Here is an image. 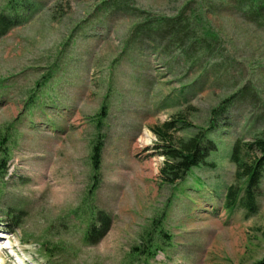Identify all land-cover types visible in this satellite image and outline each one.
I'll use <instances>...</instances> for the list:
<instances>
[{"label": "rangeland", "instance_id": "rangeland-1", "mask_svg": "<svg viewBox=\"0 0 264 264\" xmlns=\"http://www.w3.org/2000/svg\"><path fill=\"white\" fill-rule=\"evenodd\" d=\"M125 2L0 0V14L28 9L0 36L1 260L53 264L55 248L57 264H255L264 178L254 216L223 197L241 185L233 144L264 130V15L243 0ZM168 122L217 148L186 194L162 182L153 130ZM91 223L107 228L85 241Z\"/></svg>", "mask_w": 264, "mask_h": 264}, {"label": "trees", "instance_id": "trees-1", "mask_svg": "<svg viewBox=\"0 0 264 264\" xmlns=\"http://www.w3.org/2000/svg\"><path fill=\"white\" fill-rule=\"evenodd\" d=\"M125 1L117 0V5H125ZM243 1L248 2V11L255 15H264V0ZM13 4L15 3L13 2ZM242 4L244 3L242 2ZM10 10L9 15L0 14V36L26 21L21 12L28 9L23 4H18L16 8L10 7ZM181 122L177 121L176 123ZM176 123L168 122L161 128H155L153 132L160 140L158 147L166 156V162L161 171L162 182L171 184L182 193L184 192L182 185L193 169L200 168L202 165H209L210 169L215 168V163H209L208 160L217 148L213 142L205 143L206 138L202 134L187 141L175 140L170 133ZM1 144L4 145V143ZM102 150V145H96L94 148L92 160L95 174L100 173L101 170ZM230 161L236 166V181L241 182V185H232L228 188L224 199V208L230 215L241 209L246 211L247 216H254L259 210L258 199L261 196V183L264 178V130L254 139L253 143L235 142L232 146ZM4 162L0 160V179L3 176L1 172H5L6 169ZM197 187L201 189L205 185L199 183ZM20 226L21 223L16 224V228ZM95 227L94 224H90L86 233V241L92 239L98 232ZM106 228L104 223L101 230L99 229L101 236L105 233ZM57 255L59 254L55 248L47 250V257H51V261L58 262L60 258ZM255 264H264V258Z\"/></svg>", "mask_w": 264, "mask_h": 264}, {"label": "bare ground", "instance_id": "bare-ground-1", "mask_svg": "<svg viewBox=\"0 0 264 264\" xmlns=\"http://www.w3.org/2000/svg\"><path fill=\"white\" fill-rule=\"evenodd\" d=\"M3 236H4V234H3L2 232H0V239H1ZM5 247H6V248H5ZM5 247H4V250L7 249V246H5ZM4 250H3V251H4ZM0 260H1V258H0ZM1 263L3 264L4 262H1Z\"/></svg>", "mask_w": 264, "mask_h": 264}]
</instances>
